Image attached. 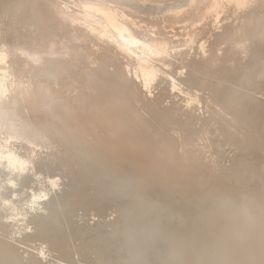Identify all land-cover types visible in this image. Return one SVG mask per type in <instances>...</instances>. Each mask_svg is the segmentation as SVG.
<instances>
[{"label":"bare ground","instance_id":"obj_1","mask_svg":"<svg viewBox=\"0 0 264 264\" xmlns=\"http://www.w3.org/2000/svg\"><path fill=\"white\" fill-rule=\"evenodd\" d=\"M198 1L195 6L194 0H0V81L7 77L12 83L8 98L0 94V264H264V0ZM73 5L96 15L103 37L110 38L121 52L148 60L156 72L149 75L144 65L134 67L127 60L123 68L110 73L107 60L104 66L84 69L81 61L66 54L69 49L62 51L63 59L58 53L56 61L36 56L61 51L54 46L62 40V28L68 22L78 26L89 22V15H78ZM180 10L185 17L195 15L209 21L207 31L201 29L206 37L213 36L212 24L222 21V31H214L215 40L207 37L200 44L197 38L198 43L189 39L197 65L191 64L193 72L212 69L210 76L219 70V79L227 83H214V93L208 91L209 98L203 101L208 102L206 113L211 117L202 120L197 135L205 133L209 140L227 134V144L241 149L226 151L228 154L220 156L222 164L207 173L203 167L209 164L200 151H194L192 139L182 138L185 135L166 132L163 138L158 135L160 142L146 135L144 140L122 124L115 96L112 101L106 95L112 104L96 96L93 106L97 111L91 115L83 109L89 114L86 116L70 106L72 103L68 105L58 88L62 84L65 89L90 93L99 76L114 87L125 88L121 95L125 98L126 85L131 86L135 79L132 71L144 72L147 85L153 81L159 89L165 85L169 92L182 91L183 84L166 82L163 77L178 67L187 74L189 65L182 62V53L171 48L162 34L153 36L137 28L135 21L139 18L159 26L171 18L169 13ZM70 27L67 32L73 31ZM221 43L228 49H222ZM206 83L202 85L206 87ZM192 85L191 81L184 88L188 97L182 103L197 112L200 120L205 114L199 108L204 98ZM81 98L85 99L83 94ZM171 100L176 106L180 102ZM165 103V107L158 103L160 107L154 111L166 116V125H170L169 119L175 120L178 114L169 110L174 105L170 108ZM211 105L226 116L222 119L233 131L217 127L219 119H212ZM140 124L143 129L144 122ZM177 124L170 127L179 130ZM210 125L215 130L209 136ZM152 129L148 126L147 133Z\"/></svg>","mask_w":264,"mask_h":264},{"label":"rangeland","instance_id":"obj_2","mask_svg":"<svg viewBox=\"0 0 264 264\" xmlns=\"http://www.w3.org/2000/svg\"><path fill=\"white\" fill-rule=\"evenodd\" d=\"M195 1V6L196 5H198L199 4V1L198 0H194ZM63 7H64V5H62ZM75 10L78 8V7H74V5L72 6ZM65 8V7H64ZM79 8L76 10V13L78 14V15H84V16H88L86 19H88L89 20V22L87 21V20H85V21H83V22H85V23H88V24H85V26L87 27L88 25V28H89V31H88V28L86 29V27L84 26V24L82 25V23L83 22H81V23H79V26L78 25H76V23L75 24H70V22H68L67 24V26H64L63 28H62V32L61 33H63L61 36H62V40L61 41H59L55 46H54V48L55 49H61V51H58V52H47V51H43L44 53H46V55L47 56H45V54L43 53V52H39V55L37 54L36 56H40V55H42L41 57L42 58H44V60L46 59V58H48V56H49V58H50V60H53V59H55V61H56V59H59V58H61V59H63V57L64 56H61V55H63V53H62V51H66L67 49H69V50H67V51H69V52H66V54H69L70 55V53H71V55L72 56H75L76 58H77V60L78 61H81V62H79L80 64H82V68H84V69H86V68H90V67H101L100 65H103L104 66V62L107 60L108 61V63H107V67H108V69L110 70H108L109 72H107V73H110L111 71L112 72H114L115 70H117L116 69V67L117 68H123L124 66H123V63H124V61L125 60H127V62L126 63H132L133 64V66L134 67H138V66H141V65H144V67H145V69H148L147 71L145 70V73H147V74H149V75H151L150 73L152 72V71H155V68H153L151 65H150V63H149V61L148 60H145L144 58H142V57H139V56H136V55H134L133 56V54H126V53H124V52H121L120 50H119V48H118V46L116 45V43H114L110 38H108L107 36H105L104 35V37L102 36L103 34H101L100 32H99V30L97 29V24H96V22H98L99 20H97V19H99V18H97V16L96 15H94V14H92L90 11L89 12H87V11H85V10H79ZM72 10H70V12H71ZM85 12V14H84V12ZM79 12V13H78ZM82 12V13H81ZM87 12V13H86ZM91 13V14H90ZM185 14L186 13H184V11L183 10H180V11H175V12H172V13H169V16L171 17V18H167V21H164L161 25H159V26H154V25H152V24H150L149 22H144V21H142L141 19H139V18H137L135 21H137L136 23L138 24V25H136V27L137 28H139L140 27V29L141 30H145V31H150V35H153V36H156L157 34V36L158 37H161V38H163V40L165 41V42H167V44L169 45V46H171V48H174V49H176L178 52H181L182 54H181V56H182V58H183V61L182 62H184V64H186V65H189L188 67H186L187 69L189 68H191L190 70L188 69H185V70H187V74L186 75H183L182 73H181V69H179V67H178V70H175V71H173L172 70V72L171 71H169V73H163V77H164V79H167V81L166 82H169L168 80H172V81H175V83H177V84H179V85H182L183 84V88H181L182 89V91H178V90H176V91H174V92H169V91H167L166 89H164V87L166 88V86L165 85H162V87L163 88H158L157 87V83L155 84V82H150L149 84H150V87L149 88H147V86H149V84L147 85V82H146V79H143V78H147L146 77V75L144 74V72H141V74H134L135 72H132L131 71V74L130 75H132V85L131 86H128V85H126V90L128 91V93H126V94H128V95H126V97L128 96H130L129 97V99L128 98H121V95L123 96V93H124V90L123 89H125V88H123V89H121L119 86H117L116 87V85H115V87H114V84L113 83H111V82H109V83H107L105 80H101V77H99V76H96V79H97V81H95L96 83H94L93 85H92V89H91V92H93V90L95 91V92H93V93H89V92H86L85 91V89H79V88H72V87H67L66 89L63 87L62 88V84H60V86H61V90H60V87H58L59 88V91H61V97H63L64 98V101L68 104H70V103H72L70 106H75V107H73V108H75L76 110L77 109H79V110H81L80 112L82 113L83 111L85 112V110H83V109H86V112H88L89 114H91V115H94L95 114V112L97 111L96 109H94V106L93 105H95V104H93V103H95L96 101H95V98H97L96 96H100V98H101V101H108V103L109 104H112V102L110 101L109 102V100H106V95H107V99H110V100H112V98H114L113 96H115L116 98H118V103L116 104V98H114L115 99V101H113L115 104L114 105H118V108H117V110H121L120 111V116L122 117V122H124V123H122L124 126H128V127H132L133 129H134V131H135V133H136V135L139 137V138H144V140H147L148 138H152L151 140H156L157 142H160L159 141V139L160 138H163L164 137V135L166 134V132L167 133H170L169 135H171V136H177L178 134L182 137L183 135H185V136H183L182 138L184 139V137H187L188 138V140H190V139H192L193 141H191V143H194L193 145L195 146V148H194V151L197 149L198 151H200L198 154L200 155V153H201V156H202V158L205 160V164L206 163H208L209 164V166L208 167H203V168H206V169H204V170H206L205 172L207 173V172H210V170L212 169L211 167H215V165L216 166H218V163L219 164H222V161H221V157L220 156H224V155H226V154H228L227 152H230V149H234L235 151L239 148V149H241V147L240 146H233L234 145V143L233 144H231V145H228L227 143V139H228V136L229 135H227L226 134V136L224 135V136H220V135H217V138H216V136L215 135H213L211 132H213V130H215V129H213V126H209V127H211V129H210V131H209V136L210 135H213V138H211V139H209L208 140V135H205V133H203V135H202V137H200V135L198 136L197 135V133L198 132H200V126H201V123H202V120L204 119V120H206V119H208V117L210 116L209 114H207L206 113V105H207V101H203V100H207V97L209 98V95L213 92L214 93V91H212L213 90V84L215 83V84H221V85H223L225 82H221V80L219 79V76H220V71L218 70L217 72H219V73H217L216 72V74H212V75H207V74H210V73H212V71H214V70H212V69H210L209 71L208 70H204V71H202V72H200V74H197L196 72H193V69H192V65H194V66H197L196 65V63L194 62V60H195V58L194 57H192V55H191V51L189 50V49H191V45L192 44H190V40L191 41H196V38L198 39V41H199V43L200 44H205L206 42H207V37H213L212 38V41L213 40H215L216 39V37L214 36L215 34H214V31H219L218 33H220L221 31H222V21L220 22V21H218V22H215V23H213L212 24V29H214V30H212L213 32H212V34H213V36H208L207 35V37L204 35V32L203 31H207V30H205V28H207V23L209 22V21H207L206 23H205V21L204 20H200L199 18H198V16H191V17H185ZM96 17V19H95V17ZM222 14L220 13V16H221ZM93 17H94V19H93ZM196 20V21H195ZM90 21H92V23L90 22ZM96 21V22H95ZM199 21V22H198ZM95 22V23H94ZM107 22V21H106ZM90 23H91V25H90ZM217 23V24H216ZM107 24H109L108 22H107ZM166 24H169V25H166ZM110 25V24H109ZM166 25V26H165ZM216 25V26H215ZM72 27L73 28V31H71V32H67V31H69L67 28H69V27ZM74 26H75V28H74ZM77 26V27H76ZM80 26H82V27H80ZM67 27V28H66ZM70 27V29H72ZM78 27H79V29H78ZM91 27V28H90ZM199 27V28H198ZM219 27V28H218ZM77 28V29H76ZM84 28L86 29V31L84 30ZM95 28V29H94ZM149 28V29H148ZM197 28V29H196ZM204 28V29H203ZM221 28V29H220ZM82 29V30H81ZM193 29H195V30H193ZM203 31H202V30ZM216 29V30H215ZM91 30V31H90ZM191 30V31H190ZM196 30H198V31H196ZM74 31H78L77 32V34L74 32ZM187 32V33H184V32ZM200 31H201V33H200ZM152 32H154L153 34H152ZM167 32H169L168 34H166ZM175 32H177V33H175ZM183 32V33H182ZM194 34V35H192V33ZM71 33H73V34H71ZM74 33H75V35L77 36L76 38H75V35H74ZM91 33V34H90ZM156 33V35H154ZM164 33H165V35H164ZM191 35H190V34ZM96 34V35H95ZM162 34V35H161ZM172 34L173 35V38H175V37H177V35L176 34H178V36H180V37H178V38H175V39H172V35L170 36V35ZM185 34V35H184ZM188 35V38L186 37L187 35ZM211 33H209V35H210ZM73 35V36H72ZM91 35H93V36H91ZM159 35H161V36H159ZM169 35V36H168ZM174 35H176L175 37H174ZM182 35V36H181ZM190 35V36H189ZM66 36H67V39H66ZM85 36H87V38L89 39H86V37ZM91 36V37H90ZM98 36V37H97ZM168 38H167V37ZM192 36V37H191ZM200 36V37H199ZM96 37V38H95ZM100 37H101V40H100ZM166 37V38H165ZM191 37V38H190ZM199 37V38H198ZM78 38H80V39H78ZM90 38H91V40H93V41H91L90 40ZM181 38V39H180ZM185 38V41L183 40ZM77 39V40H76ZM83 39V40H82ZM86 39V40H85ZM190 39V40H189ZM203 39V40H202ZM66 40H67V42H66ZM104 40V41H103ZM182 40V41H181ZM63 41H65V42H63ZM88 41V42H87ZM91 43H90V42ZM172 41H173V43H172ZM198 41H196L197 43H198ZM201 41H202V43H201ZM63 42V43H62ZM70 42V43H69ZM72 42V43H71ZM74 43V44H73ZM177 43V44H176ZM178 43H180V44H178ZM186 43V44H185ZM66 48V49H64V47H62V45ZM70 44V45H69ZM97 44V45H96ZM106 44H108V47H107V45ZM68 45H69V47H68ZM95 47H94V46ZM98 45H99V47H98ZM173 45V46H172ZM74 46V47H73ZM90 47V48H89ZM222 49H225V50H227L228 49V45L227 44H224V43H221V46H220ZM62 48H63V50H62ZM96 48V49H95ZM97 48H101L100 50L101 51H103V52H101L99 49H97ZM181 48H182V50H181ZM187 48V49H186ZM72 49V50H71ZM106 49V50H105ZM179 49V50H178ZM24 50V49H23ZM27 50V49H26ZM101 52H99V51ZM113 50V51H112ZM173 50V49H172ZM185 50V51H184ZM93 51V52H92ZM97 52L96 54H100L99 56H100V59H98L99 58V56L97 55L96 56V54L94 53V52ZM108 51V52H107ZM105 52H106V54H105ZM110 52V53H109ZM58 53H60V57L58 58V56H59V54ZM76 53V54H75ZM103 53V54H102ZM1 54V53H0ZM28 54H30V56H34L35 54H31L30 53V51H28ZM54 54V55H53ZM56 54V55H55ZM57 54H58V56H57ZM83 54V55H82ZM102 54V55H101ZM222 54H225V53H221V57L223 56L224 57V55H222ZM54 57H53V56ZM79 55V56H78ZM88 55V56H87ZM190 55H191V57H190ZM45 56V57H44ZM52 57V58H51ZM57 57V58H56ZM96 57H98V58H96ZM104 57H106V59L104 58ZM109 57V58H108ZM90 58V59H89ZM93 58H94V60H95V62L94 61H92L93 60ZM104 60H103V59ZM188 58H189V61H188ZM92 59V60H91ZM187 59V60H186ZM47 60V59H46ZM45 60V61H46ZM99 60V61H98ZM88 61V62H87ZM93 63H92V62ZM223 62L222 63H224L225 62V60H222ZM109 63H112L111 65H109ZM129 63V64H130ZM96 64H98V65H96ZM192 64V65H191ZM114 65V66H113ZM112 66V67H111ZM111 67V68H110ZM150 71V72H149ZM207 71V72H206ZM104 72L106 73V71L104 70ZM156 72V71H155ZM193 73V74H192ZM194 73H196V76H195V74ZM202 73H204V74H202ZM224 73V72H223ZM63 74H65V73H63ZM192 74V75H191ZM181 77H180V76ZM182 75L183 76H186V78L185 77H182ZM198 75H199V77H198ZM204 75V76H203ZM143 76H145V77H143ZM175 76V77H174ZM177 76H179V78L181 79V80H179V79H177ZM188 76V77H187ZM193 76V77H192ZM194 76L196 77V78H194ZM188 78H191V79H188ZM214 78V79H213ZM217 78V79H216ZM184 79V81H182ZM219 79V80H218ZM7 80V81H6ZM185 80H187V82L186 83H188V86H187V84L186 85H184L185 83ZM197 80V81H196ZM136 83H135V82ZM180 81H182L183 83H181ZM191 81L193 82V87L192 88H194V91L195 92H198L200 95H202L203 96V98L204 99H202V103H201V105L199 106V108L201 109V110H204V112H205V114H204V116H201L200 117V120L199 119H197V117L199 118V116H198V114H197V112H195L194 110H190V109H192V108H185V103H182V101L184 100V99H186L188 96L186 95V93H183V90H185V89H187L190 85H191ZM1 82H3L4 83V85H3V83H1ZM7 82V83H6ZM140 82V83H139ZM190 82V83H189ZM204 82H207L206 84H207V86L206 87H204L202 84L204 83ZM181 83V84H180ZM104 86H103V85ZM214 84V85H215ZM226 85H227V83H225ZM225 84L223 85V86H225ZM102 85V86H101ZM108 86L107 88H106V86ZM112 85H113V88H112ZM136 85V86H135ZM152 85H155V86H152ZM0 86L2 87H0V94L2 95V97L3 98H8V95H10V91H11V88H12V83H10V80H9V78H7V77H5L3 80H1L0 81ZM9 86V87H8ZM50 86H52L51 84H50ZM96 86V87H95ZM140 86V87H139ZM142 87V88H141ZM155 87H157V88H155ZM68 88H69V90H68ZM95 88V89H94ZM104 88V89H103ZM117 88H119V90H117ZM140 88V89H139ZM185 88V89H184ZM196 88V89H195ZM4 91H3V90ZM74 89V90H73ZM79 89V90H78ZM102 89H103V92L104 93H102ZM148 89V90H147ZM154 89H155V91H154ZM156 89H158V90H156ZM212 89V90H211ZM74 92V94L75 95H77L76 97L74 96V94H73V92ZM111 90V91H110ZM113 90H115V94H118V96H116V95H113L114 93V91ZM141 90H144V92L143 91H141ZM62 91H65V92H62ZM67 91H69V92H67ZM79 91V92H78ZM89 91V90H88ZM106 91L108 92L107 94H106ZM118 91V92H117ZM137 91V92H136ZM163 92V91H165V93L163 92V93H161V92ZM208 91L210 92V94L208 93ZM52 92H54V91H52ZM51 92V93H52ZM83 94V97H85V99L83 98H81V96H82V94ZM121 92V93H120ZM147 92V93H146ZM167 92V93H166ZM169 92V93H168ZM63 93H65V94H63ZM68 93V94H67ZM85 93V94H84ZM113 93V94H112ZM120 93V94H119ZM136 93H137V95H136ZM140 95H139V94ZM156 93H158V94H156ZM207 93V94H206ZM212 93V94H213ZM73 94V95H72ZM79 94V95H78ZM89 94H91V95H89ZM96 94V95H95ZM130 94V95H129ZM150 94H151V97H149L150 96ZM166 96H165V95ZM178 96L179 97V95H180V97L177 99L176 98V96ZM204 94V95H203ZM53 95V94H52ZM64 95V96H63ZM72 97H71V96ZM86 95V96H85ZM109 95V96H108ZM110 95H112V96H110ZM120 95V96H119ZM146 95V96H145ZM148 95V96H147ZM169 95H171L172 97V99L173 100H175V98H176V100L175 101H180V102H178V104H180V105H178L177 104V106L176 105H174L173 104V101L171 100V98L169 97ZM103 96L105 97V98H103ZM135 96V97H134ZM136 96L138 97V100L136 99H134V98H136ZM156 96H158V97H161V98H156ZM165 98H164V97ZM168 96V97H167ZM183 96H185L183 99H182V97ZM205 96V97H204ZM66 97V98H65ZM68 97V98H67ZM79 97L81 98V99H79ZM88 97V98H87ZM91 97V98H90ZM108 97H110V98H108ZM154 97V98H153ZM175 97V98H174ZM75 98V101L73 100L72 101V99H74ZM99 98V99H100ZM144 98H146V99H144ZM149 98V100H147ZM152 98V99H151ZM168 98V99H167ZM67 99V100H66ZM77 99H79V101L77 100ZM92 99H93V102H92ZM98 99V100H99ZM102 99H104V100H102ZM132 99V100H131ZM157 99V100H156ZM165 99V100H164ZM167 99V100H166ZM181 99V100H180ZM81 100V101H80ZM82 100H84V102L82 101ZM86 100H87V102H86ZM91 100V101H90ZM97 100V99H96ZM130 100V101H129ZM143 100V101H142ZM146 102H148L149 103V105H148V103H146ZM166 102V101H168V103H165L164 101ZM68 101V102H67ZM88 101H89V103H88ZM133 101H136L134 104L132 103ZM151 101V102H150ZM152 101H153V103H152ZM154 101H155V103H154ZM162 101V102H161ZM169 101H172V103L171 102H169ZM59 102H63V99H61ZM86 102V103H85ZM92 102V103H91ZM121 102V103H120ZM130 102V103H129ZM146 103V107H147V109H144V108H146L145 107V103ZM184 102V101H183ZM206 102V103H205ZM64 103V102H63ZM63 103H62V105H63ZM80 103V104H79ZM87 103L89 104V105H87ZM92 104V106H91V104ZM102 103V102H101ZM122 103L124 104V105H122ZM152 103V104H151ZM158 103H162L161 105H162V107H165L164 106V103L165 104H169V107L170 106H172V105H174L173 106V108H171V109H169V110H173V111H176V113L178 114V115H180V116H178L177 115V117L175 118V120H173V119H169V120H172V121H170V125H173V126H175V124H177V122H180L179 124H177L176 126H177V128H179V130L178 129H175L174 127H170V125L168 124V125H166L167 124V122L169 123V121H168V119H166L167 117L166 116H164V115H162L161 113H159V112H157V110H155L154 111V109H158L159 107H160V104L158 105ZM170 103H171V105H170ZM68 104V105H69ZM79 104V106H77ZM119 104H121V105H119ZM133 104V105H132ZM158 105V106H154V105ZM205 104V105H204ZM84 107H83V106ZM88 107H87V106ZM129 106V108H131V110L128 108V106ZM135 105V106H134ZM140 105V106H139ZM153 105V106H152ZM202 105H203V108H202ZM86 106V107H85ZM91 106V107H90ZM124 107V109H123V107ZM150 106V107H149ZM212 106V105H211ZM79 107V108H78ZM90 107V108H89ZM120 107V108H119ZM133 107H135V108H133ZM153 107V108H152ZM155 107H157V108H155ZM166 107H168L167 105H166ZM176 108V110H174L175 108ZM184 107V108H183ZM91 108L93 109V111H91ZM122 108V109H121ZM125 108H128V109H125ZM215 110V112H214V110ZM78 110V111H79ZM83 110V111H82ZM115 110V109H114ZM124 110H126L125 111V113L123 112ZM141 110L143 111V112H141ZM147 110V111H146ZM186 110V111H185ZM191 112H190V111ZM130 111V112H129ZM150 111V112H149ZM151 111H153V112H151ZM189 111V112H188ZM84 113V115H86V116H88L89 114L88 113ZM211 112H212V119L214 120V119H216V121L218 120V122H217V127H219V125L222 127V126H224L223 128L225 129V128H230V124H228V122L226 121V120H223L226 116H224L219 110H218V108H216L214 105L212 106V110H211ZM92 113H94V114H92ZM140 113V114H139ZM142 113V114H141ZM150 113H152V115H156L158 118H162L163 120H160V119H158L157 117H154V116H150L151 114ZM190 113V114H189ZM219 113V114H218ZM83 114V113H82ZM88 114V115H87ZM125 114H127V116L125 115ZM129 114V115H128ZM148 114V115H147ZM150 114V115H149ZM183 114V115H182ZM215 114V115H214ZM217 114L219 115V116H217ZM132 115V116H131ZM140 115V117H142L143 116V119H144V117H145V120H142V118H140V117H138ZM162 115V116H161ZM206 115V116H205ZM209 115V116H208ZM148 116V117H147ZM184 116V117H183ZM222 116V117H221ZM127 117V118H126ZM129 117H132L131 119H132V121H133V123L131 122V121H129V120H131ZM154 117V118H153ZM166 117V118H165ZM211 117V116H210ZM124 118H125V120H124ZM128 118H129V120H128ZM136 118L138 119V118H140L139 119V121L140 122H136ZM156 118H157V120H156ZM178 118V119H177ZM181 118V119H180ZM223 118V119H222ZM155 119V120H154ZM166 119V120H165ZM186 120V122H185V120ZM188 119H189V121H190V123H189V121H188ZM196 119V120H195ZM124 120V121H123ZM127 120V121H126ZM135 120V121H134ZM147 120H148V122H147ZM203 120V121H204ZM222 120V121H221ZM141 121H142V124H143V122H144V124H146V127H144V124H143V129L141 128L142 126H140L141 124ZM149 121H151L150 122V124H149ZM163 121V122H162ZM165 121V122H164ZM167 121V122H166ZM188 121V122H187ZM201 121V122H200ZM219 121H221L220 123H219ZM226 121V122H225ZM148 124H147V123ZM155 122V123H154ZM159 122V123H158ZM175 122V123H174ZM183 122H185L186 123V125H182V124H184ZM136 123V124H135ZM133 126H132V125ZM139 124V125H138ZM191 124V125H190ZM225 124V125H224ZM154 127H153V126ZM178 125H179V127H178ZM190 125V126H189ZM123 126V127H124ZM135 126H137V128L135 127ZM140 126V127H139ZM148 126H149V130H151V128H155V130L154 131H156V134H155V132H153V129H152V132L150 133V131H148V133H147V130H148ZM151 126V127H150ZM163 126V127H162ZM165 126V127H164ZM180 126H181V128H184L185 127V131L187 132V136H186V134H184L185 133V131L184 130H182V131H184V133L182 132V131H180L181 130V128H180ZM184 126V127H183ZM197 126V127H196ZM162 127V128H161ZM168 127L169 128H171L170 130L168 129ZM192 127H194V129H192ZM197 129H196V128ZM233 127V126H232ZM125 128V127H124ZM136 128V129H135ZM145 128H147L146 130H145ZM164 128H167V130L166 129H164ZM220 128V127H219ZM223 128H221V129H223ZM158 129V130H157ZM192 129V130H191ZM227 129V130H228ZM233 128H230V130L229 131H233L232 130ZM143 130V131H142ZM146 132H145V131ZM161 130H162V133H161ZM164 130V131H163ZM172 130V131H171ZM174 130V131H173ZM226 130V131H227ZM170 131V132H169ZM193 131V132H192ZM160 132V133H159ZM176 132H178V133H176ZM182 132V133H181ZM145 133V134H144ZM165 133V134H164ZM191 133V134H190ZM239 133H241V132H239ZM150 134V135H149ZM142 137H141V136ZM144 135V136H143ZM148 136V138L146 137V136ZM158 135H159V137H158ZM198 136V137H197ZM206 136V137H205ZM215 136V137H214ZM146 137V138H145ZM154 137H156L155 139H153ZM169 137V136H168ZM180 137V138H181ZM190 137V138H189ZM196 137V138H195ZM220 137V138H219ZM227 139H226V138ZM158 138V139H157ZM207 138V141H204V139H206ZM222 139V140H221ZM225 139H226V141H225ZM180 141V140H179ZM224 142V143H223ZM219 143V144H218ZM226 143V144H225ZM225 144V145H224ZM211 145V146H210ZM228 146V147H227ZM197 147V148H196ZM223 147H224V149H223ZM233 147V148H232ZM219 148H220V150H219ZM226 148H228V149H226ZM197 150H196V152H197ZM210 150H212V151H210ZM204 151V152H203ZM224 151V152H223ZM227 151V152H226ZM202 152H203V154H202ZM226 152V153H225ZM213 154V155H212ZM209 155V156H208ZM246 156V155H245ZM208 158V159H207ZM212 158L214 159V161L212 160ZM212 160V161H211ZM212 162H215V163H212ZM222 166V165H221ZM220 167V166H219ZM217 168V167H216Z\"/></svg>","mask_w":264,"mask_h":264}]
</instances>
